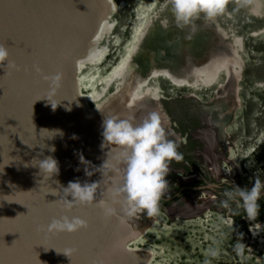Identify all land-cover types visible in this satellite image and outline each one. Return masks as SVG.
Returning <instances> with one entry per match:
<instances>
[{"label":"rangeland","instance_id":"rangeland-1","mask_svg":"<svg viewBox=\"0 0 264 264\" xmlns=\"http://www.w3.org/2000/svg\"><path fill=\"white\" fill-rule=\"evenodd\" d=\"M246 2L228 0L225 13L214 20L201 15L192 25L178 27L170 8H162L165 0L113 1L107 52L97 64L84 63L75 73L78 96L83 98L86 110L94 106L87 100L94 75L106 76L120 64L123 55H127L122 54L124 48L133 46L134 31L148 20L152 28L135 58L144 73L145 59L151 54L157 68L182 74L181 53L188 28L196 30L184 47L192 64L207 53L214 36L212 26L231 32L234 40L230 41L239 48L236 58L242 63L236 91L239 106L232 112V100L226 95V99L215 100L217 95H224L217 87L223 83L222 77L215 85L196 88L174 86L163 77L155 78L159 111L167 118V127L163 128L183 159L169 164V188L160 200L159 215L138 213L124 227L114 222V229L107 231L108 240L96 237L95 229L108 222L97 209L78 207L72 211L88 223L86 230L77 232L78 236L94 240L85 243L79 239L81 247L77 250L83 260L110 264L126 247L132 251L148 250V264H264V213L249 221L238 199L229 201V207L221 203L226 199L224 192L234 186L250 189L256 179L264 182V16L248 11ZM163 20L165 26L161 24ZM101 132L102 124L82 143L66 148L67 161L73 167L86 168L99 156L105 158L108 149L98 146ZM64 134L53 141H61ZM81 156L87 164L81 163ZM96 181L99 180L92 175L85 176L82 183ZM106 183L107 180L101 183V190ZM238 243L243 245L239 251ZM210 248L218 249L219 255L210 257Z\"/></svg>","mask_w":264,"mask_h":264},{"label":"bare ground","instance_id":"bare-ground-1","mask_svg":"<svg viewBox=\"0 0 264 264\" xmlns=\"http://www.w3.org/2000/svg\"><path fill=\"white\" fill-rule=\"evenodd\" d=\"M82 1L84 0H0V30L3 33H0V37L3 35L0 45L8 49L9 60L16 65V69L17 60L23 58L20 49L27 29L26 21L31 18L29 7L37 3L41 12L35 18L29 35L30 56L25 63L23 77H16L19 80L10 82L13 73L18 75L16 69H6L7 62L4 67H0V264H96L83 260L78 252L81 245L79 239L85 243H92L94 240L80 238L77 233L69 235L47 232V225L51 220L62 214L61 209L51 203L59 197L56 196L53 200L34 185L35 199L31 198L30 177L23 152H28L33 165L36 160L47 157L57 161L58 175L44 179L38 166L30 173L34 182L39 177L44 179L47 192L54 189L62 194L59 186L66 187L69 182L76 180L82 183L86 176L85 167H73L67 161L66 148L82 143L86 136L102 124L104 117L116 115L139 124L149 113L155 112L161 117L162 127H167V118L159 111L155 101L157 77L165 78L174 86L193 88L214 84L222 77L224 81L217 87H221L220 92L224 95H217L215 100L226 99V95L232 100L230 103L233 111L237 108L239 99L236 80L242 63L236 58L235 51L238 47H234L230 41L234 40L233 35L229 34L231 32L212 26L214 36L207 53L198 63L192 64L184 47L191 41L196 30L194 27L188 28L181 53L184 64L182 74L157 68L151 54L145 59L144 73L135 58L139 57L141 43L152 28L148 20L139 31H134L133 46H126L121 51L122 54L127 52V55H123L120 64L108 75L100 76L98 73L92 78V91L87 100L101 112L95 106L90 111L86 110L83 98L78 96L75 73L84 63L97 64L107 52L112 27L109 17L115 6L114 0H99V8L94 0H85L88 7L82 9ZM97 8L103 11V16L100 17L97 34L89 45L97 18L94 10ZM246 9L264 16V0H247ZM161 24L166 25L164 20ZM7 28L10 31L8 34ZM10 37L15 39L12 45L9 44ZM18 51H21L20 56ZM37 69L40 70L39 73ZM58 73L62 76L60 87L50 95L51 89L44 77H52ZM16 86L20 88L18 92L26 101L21 100L17 91H12L14 87L16 90ZM234 87L235 90L232 89ZM86 114H89L87 119ZM101 133L98 136V146L102 142ZM62 134L64 138L61 141H53ZM101 158L93 160L87 168L91 171L101 166ZM93 176L101 179L98 172ZM69 215L74 216L73 212ZM133 218H126L122 226L131 224ZM114 222L119 223L112 219L96 228V237L108 240L107 231L114 229L111 227ZM66 248L74 249L71 259L63 253ZM148 261V250L132 251L124 247L118 260H113L110 264H148ZM98 264L109 263L103 260Z\"/></svg>","mask_w":264,"mask_h":264},{"label":"clouds","instance_id":"clouds-1","mask_svg":"<svg viewBox=\"0 0 264 264\" xmlns=\"http://www.w3.org/2000/svg\"><path fill=\"white\" fill-rule=\"evenodd\" d=\"M227 4L228 0H165L162 8H170L176 25L185 27L192 25L201 15L206 20H214L225 13ZM5 62L6 69H16V65L9 60L8 49L0 45V67H4ZM37 72L40 70L37 69ZM44 79L49 83L51 95L60 87L62 76L58 73L52 77L45 76ZM96 110L101 112L97 108ZM101 136V149H108L105 158L101 166L91 171L85 168L87 177L98 172L101 179L91 183L71 181L66 187L58 185L62 194L54 189L46 193L59 197L51 203H55L62 212L59 218H53L47 225L48 233L71 235L86 230L88 223L85 219L69 215L78 207H94L103 220L116 219L121 224L125 223L126 218L130 219L141 212L149 217L159 215L160 200L169 188L166 179L169 164L183 159L182 154L177 151L176 143L167 138L159 114L149 113L139 124L116 115L104 117ZM80 160L87 164L83 156ZM33 166H38L44 179L59 174L58 163L52 157L36 160ZM106 178L108 183L101 190V183ZM262 192L264 182L256 179L250 189L234 186L232 190L225 191L226 199L221 203L223 207H229V201L238 199L242 202L246 218L253 221L259 215L258 200ZM242 247L238 243L236 250L239 251ZM73 252L74 249L71 248L63 250L70 259ZM207 254L217 257L219 250L210 248Z\"/></svg>","mask_w":264,"mask_h":264},{"label":"water","instance_id":"water-1","mask_svg":"<svg viewBox=\"0 0 264 264\" xmlns=\"http://www.w3.org/2000/svg\"><path fill=\"white\" fill-rule=\"evenodd\" d=\"M94 1L96 2L97 6L99 8V0H94ZM82 6H83L82 9L88 7V5H87V3H86L85 0L82 1ZM98 8L94 10V13H97V18H96V21H95V24H94L93 32H92L91 37H90L91 41L89 40L90 41L89 42V45L91 44V42L93 41V39L95 38V36L97 34V29H98L99 23H100V17L103 16V13H102L103 11H99ZM40 13H41L40 12V6L37 5V3L36 4H33V5H31L29 7V15L31 16V18L26 21V28L27 29H26V32H25V35H24V40H23V43H22L21 49H20V50H22L23 58L22 59L20 58V59L17 60V69L15 71L17 72L18 75L15 76V74L13 73V75H11V77H10V79H11L10 82H13L14 83V81L17 79L16 77H18V78H22L23 77L24 69H25V63L29 59V56H30V52H29L30 47H29V42H28L29 35H30L31 31H32V28H33L32 26L34 25L35 18ZM1 22H4V20H2ZM9 32L10 31L7 28V34ZM0 33H1V30H0ZM1 34H3V33H1ZM4 34H6V33H4ZM12 37H10L11 39H10V42H9V44H11V45L14 44V40H15ZM0 38H3V35ZM79 51H80V49H79ZM19 53H21V51H18V56H20ZM240 69H241V65L239 66V71L237 72V80H236L237 82L240 79ZM15 71H13V72H15ZM17 80H19V79H17ZM18 89H20V88L19 87L17 88V86H16V90H15V87H14V88H12V91L13 92L15 91V93L17 91V94L19 95V97L21 98V100L26 101V99L23 96H20V94L18 92ZM156 90H158V88H156ZM155 101L157 102V106H158V95H156ZM24 103H26V102H24ZM238 106H239V100H238V103H237V107ZM229 109H230V111H233V107L230 106ZM23 157H24V159L26 157V159H25L26 170H27L28 175H29L28 177H30V188H29V192H30L31 198L32 199H35L34 185H35L36 189L38 188L40 191H43L44 193H47L48 190L45 189V187H44V180L41 179L40 177L37 179V181L35 180V182L32 180V177H31L32 174L30 172L33 171V168H35V166H33V162L31 161L30 156H29V154H28L27 151H25V153L23 152ZM47 195L49 197L53 198V200L57 198L56 196H53L50 193L47 194ZM110 249H114V248H110Z\"/></svg>","mask_w":264,"mask_h":264},{"label":"trees","instance_id":"trees-1","mask_svg":"<svg viewBox=\"0 0 264 264\" xmlns=\"http://www.w3.org/2000/svg\"><path fill=\"white\" fill-rule=\"evenodd\" d=\"M260 210L259 213H264V195L259 200Z\"/></svg>","mask_w":264,"mask_h":264}]
</instances>
